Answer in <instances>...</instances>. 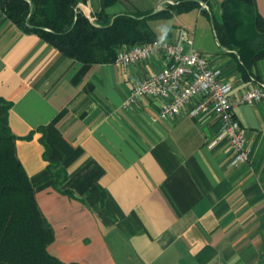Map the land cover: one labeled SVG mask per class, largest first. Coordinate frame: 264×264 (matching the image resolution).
I'll return each mask as SVG.
<instances>
[{
    "label": "crops",
    "instance_id": "obj_1",
    "mask_svg": "<svg viewBox=\"0 0 264 264\" xmlns=\"http://www.w3.org/2000/svg\"><path fill=\"white\" fill-rule=\"evenodd\" d=\"M173 1L116 0L104 11H157ZM209 1L218 17L222 0ZM77 2L91 19L100 10L99 0ZM255 4L264 17V0ZM149 25L168 39L187 29L192 48L234 93L250 85L200 9ZM160 66L158 56L127 65L76 61L0 8V117L1 100L10 102L17 155L53 231L48 252L79 264H264V102L236 108L249 160L231 165L227 139L210 146L216 116L189 113L196 100L168 119L157 117L162 97L122 106ZM252 72L264 81V58Z\"/></svg>",
    "mask_w": 264,
    "mask_h": 264
},
{
    "label": "trees",
    "instance_id": "obj_2",
    "mask_svg": "<svg viewBox=\"0 0 264 264\" xmlns=\"http://www.w3.org/2000/svg\"><path fill=\"white\" fill-rule=\"evenodd\" d=\"M115 1L99 0L100 10L93 19L77 0H0V8L23 31L37 35L65 56L82 63L113 62L123 46L158 38L150 20L167 19L173 13L196 8L210 19L219 44L236 52L237 68L244 79L255 77L253 66L264 58V17L258 13L255 0H222L218 17L209 0H174L157 11L106 14L104 9ZM201 3L207 7L201 8ZM1 102L0 264H79L63 262L47 250L53 231L17 155V136L8 121L11 103ZM46 168L51 170L53 165L49 163ZM58 174L65 177L63 170H58Z\"/></svg>",
    "mask_w": 264,
    "mask_h": 264
},
{
    "label": "built area",
    "instance_id": "obj_3",
    "mask_svg": "<svg viewBox=\"0 0 264 264\" xmlns=\"http://www.w3.org/2000/svg\"><path fill=\"white\" fill-rule=\"evenodd\" d=\"M201 8H206L201 3ZM191 33L179 27L175 37H158L146 43L123 46L116 54L115 65L132 64L144 59L161 58L160 68L141 79L128 92L123 107L144 97H162L158 119H168L181 113L196 100L189 113L212 112L218 121L216 138L210 143L227 139L230 146L229 163L236 165L249 160L245 131L235 110L245 104L264 102V81L251 76L250 85L237 94L231 82L220 78V70L212 66L207 57L192 48Z\"/></svg>",
    "mask_w": 264,
    "mask_h": 264
},
{
    "label": "water",
    "instance_id": "obj_4",
    "mask_svg": "<svg viewBox=\"0 0 264 264\" xmlns=\"http://www.w3.org/2000/svg\"><path fill=\"white\" fill-rule=\"evenodd\" d=\"M79 6L84 10L85 14L90 18L88 10L85 7L81 6V5H79Z\"/></svg>",
    "mask_w": 264,
    "mask_h": 264
},
{
    "label": "rangeland",
    "instance_id": "obj_5",
    "mask_svg": "<svg viewBox=\"0 0 264 264\" xmlns=\"http://www.w3.org/2000/svg\"><path fill=\"white\" fill-rule=\"evenodd\" d=\"M89 13V12H88ZM89 16H90V14H89Z\"/></svg>",
    "mask_w": 264,
    "mask_h": 264
}]
</instances>
